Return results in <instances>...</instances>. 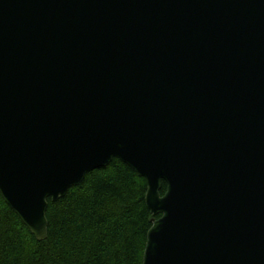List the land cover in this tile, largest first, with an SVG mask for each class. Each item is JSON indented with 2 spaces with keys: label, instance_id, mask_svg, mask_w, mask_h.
Listing matches in <instances>:
<instances>
[{
  "label": "water",
  "instance_id": "95a60500",
  "mask_svg": "<svg viewBox=\"0 0 264 264\" xmlns=\"http://www.w3.org/2000/svg\"><path fill=\"white\" fill-rule=\"evenodd\" d=\"M115 158L147 181L142 264H264V0H0L5 201L43 241Z\"/></svg>",
  "mask_w": 264,
  "mask_h": 264
},
{
  "label": "trees",
  "instance_id": "16d2710c",
  "mask_svg": "<svg viewBox=\"0 0 264 264\" xmlns=\"http://www.w3.org/2000/svg\"><path fill=\"white\" fill-rule=\"evenodd\" d=\"M147 189L144 177L115 158L49 200L43 241L0 193V264H142L153 219Z\"/></svg>",
  "mask_w": 264,
  "mask_h": 264
}]
</instances>
